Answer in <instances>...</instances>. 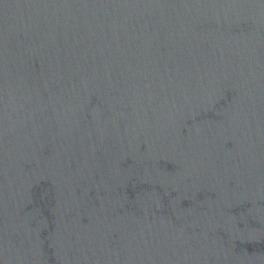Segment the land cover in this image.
Instances as JSON below:
<instances>
[{"label": "water", "instance_id": "water-1", "mask_svg": "<svg viewBox=\"0 0 264 264\" xmlns=\"http://www.w3.org/2000/svg\"><path fill=\"white\" fill-rule=\"evenodd\" d=\"M0 264H264V0H0Z\"/></svg>", "mask_w": 264, "mask_h": 264}]
</instances>
